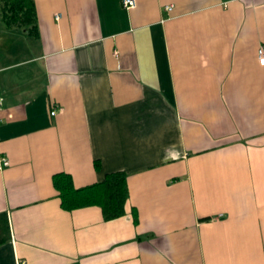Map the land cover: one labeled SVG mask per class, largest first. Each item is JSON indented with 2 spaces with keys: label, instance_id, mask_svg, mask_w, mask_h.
Returning <instances> with one entry per match:
<instances>
[{
  "label": "crops",
  "instance_id": "obj_1",
  "mask_svg": "<svg viewBox=\"0 0 264 264\" xmlns=\"http://www.w3.org/2000/svg\"><path fill=\"white\" fill-rule=\"evenodd\" d=\"M31 2L35 35L0 23V264H264V0ZM115 172L121 217L60 209L53 175Z\"/></svg>",
  "mask_w": 264,
  "mask_h": 264
},
{
  "label": "trees",
  "instance_id": "obj_2",
  "mask_svg": "<svg viewBox=\"0 0 264 264\" xmlns=\"http://www.w3.org/2000/svg\"><path fill=\"white\" fill-rule=\"evenodd\" d=\"M0 23L8 28H22L35 35L33 7L31 0H0ZM52 188L57 193L60 209L70 212L75 209L97 206L104 220H112L124 214L127 199L125 176L121 172L110 173L103 180L81 188L72 185L66 174L51 177ZM9 239L4 215H0V245Z\"/></svg>",
  "mask_w": 264,
  "mask_h": 264
},
{
  "label": "built area",
  "instance_id": "obj_3",
  "mask_svg": "<svg viewBox=\"0 0 264 264\" xmlns=\"http://www.w3.org/2000/svg\"><path fill=\"white\" fill-rule=\"evenodd\" d=\"M135 6V2L134 0H120V7L124 10H130L132 8H134ZM170 10V6L165 7V11H169ZM256 60L257 63L260 66H264V48H258L257 52H256ZM57 109L55 108H51V111L49 112L50 116H53L55 114V111ZM8 165V162L5 159H0V170L4 167H6ZM20 264H24V263H20Z\"/></svg>",
  "mask_w": 264,
  "mask_h": 264
}]
</instances>
